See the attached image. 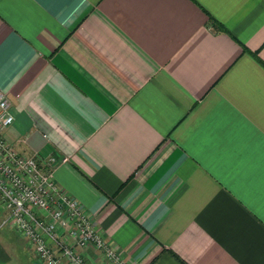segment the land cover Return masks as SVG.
Returning a JSON list of instances; mask_svg holds the SVG:
<instances>
[{"label": "crops", "instance_id": "0c3cea01", "mask_svg": "<svg viewBox=\"0 0 264 264\" xmlns=\"http://www.w3.org/2000/svg\"><path fill=\"white\" fill-rule=\"evenodd\" d=\"M0 89L124 262L264 264V0H0ZM4 218L0 264H34Z\"/></svg>", "mask_w": 264, "mask_h": 264}, {"label": "built area", "instance_id": "2783aa9c", "mask_svg": "<svg viewBox=\"0 0 264 264\" xmlns=\"http://www.w3.org/2000/svg\"><path fill=\"white\" fill-rule=\"evenodd\" d=\"M8 108L0 89L2 224L9 225L27 243L38 264H87L75 249L86 247L100 251L111 264H129L103 240L77 202L57 189L53 156H26L5 142L2 130L12 122Z\"/></svg>", "mask_w": 264, "mask_h": 264}, {"label": "rangeland", "instance_id": "374dc122", "mask_svg": "<svg viewBox=\"0 0 264 264\" xmlns=\"http://www.w3.org/2000/svg\"><path fill=\"white\" fill-rule=\"evenodd\" d=\"M5 217V213L3 212V210L0 208V220L3 219ZM5 230L6 232H10V233H13L14 235H16L14 232H13V229L10 227H8V225H6L5 227ZM17 236V235H16ZM34 264H38L35 259H34Z\"/></svg>", "mask_w": 264, "mask_h": 264}]
</instances>
